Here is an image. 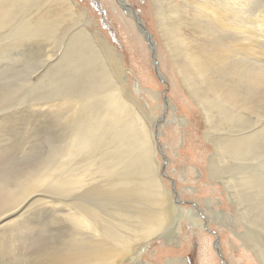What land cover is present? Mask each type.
I'll list each match as a JSON object with an SVG mask.
<instances>
[{"label":"bare ground","instance_id":"bare-ground-1","mask_svg":"<svg viewBox=\"0 0 264 264\" xmlns=\"http://www.w3.org/2000/svg\"><path fill=\"white\" fill-rule=\"evenodd\" d=\"M28 1L0 0V39L7 36L16 41L35 35L51 38L59 28V24L64 22L62 18L58 22L61 15L65 20L76 15L78 19H84L87 24L92 21L88 10L78 9V4L74 0H49L53 3H46L37 10L31 9ZM106 2L112 7L115 0H106ZM237 2V0H149V8L152 12V15H149L152 16L160 39L170 53L180 83L200 109L206 124V136H209L208 130L214 127L225 134L222 141L213 144L214 154L209 159L210 176L221 180L235 211L246 222V232L238 233L239 236H243V239L240 237L243 244L254 253L259 264H264L263 240L262 243L256 244L253 240L254 234L248 233L251 224L259 223L263 228L260 229L263 231L261 237H264V214H260L264 211V138L260 135L264 127L261 129L257 127L264 118V52H262L264 50L259 52L253 43L245 45L247 41L245 44L241 42L244 45L237 44V41H220L218 36L224 30L236 32L245 29V26H241L236 20L240 8ZM226 5L233 6V10L231 12L226 10ZM128 6L126 2L125 14L132 12ZM138 19L137 24L142 25V20ZM138 30L142 32L139 28ZM93 33L89 36L87 30L81 29L78 33H70L68 40L71 51L81 54L77 58L84 62L83 66H88L91 68L89 71L96 74V82L85 92V96L76 99V95H72L68 98L71 113L73 111L74 115L82 114V119L75 118L77 120L75 125L73 124L75 131L70 136L69 143L54 155L46 156L41 161V166L36 164L40 167L37 171L29 173L30 175L15 184L8 185L9 187L4 189L7 194L2 192L3 188L0 190V202L5 207H10L11 211L4 216L3 221L10 222V219L15 217L12 220L14 222L25 210L34 208V204L43 201V194L36 193L33 197L35 192L40 193V189L50 188L63 194L75 189L79 190V187L89 185L94 180L92 189H89V196H93V205L88 202V205L78 206L72 214L74 218L72 234L73 231L76 232L75 246L71 244L66 252L53 253L47 258L41 254L39 264H132L136 263L135 261L141 263L142 245L157 237L159 233L163 234L167 242L173 241V238L180 233L176 224L178 220L184 218L185 210L177 207L170 196L172 194H169L170 191L162 181V176L166 175L163 171L160 172L161 166L156 157L155 141L147 130V126L154 118L150 117L151 120H146L135 100L121 92L118 79L122 77V63L111 46L100 40H93ZM146 36L149 38L148 34ZM206 42H209L207 47ZM241 46L244 47L243 51ZM239 49L242 52H239ZM104 52L108 53V58ZM72 57L74 58V55ZM71 63L66 62L69 65ZM54 83L56 85V82ZM212 111L218 116L214 122ZM216 123H219L218 126ZM69 124L68 127H72ZM29 127L32 128L31 125ZM225 132L229 133L228 136ZM69 133L70 131L68 135ZM93 146L96 147L94 153L91 151ZM218 158L227 165L226 168L214 169L213 162L216 164ZM229 163L232 165H228ZM217 164L219 169L222 163ZM97 178L102 180H95ZM16 179L17 176L8 178L5 174H0V185ZM18 186L21 187L20 191L13 195L15 191H11ZM8 194L11 196L9 197ZM112 194L114 197H111ZM8 198L13 199L9 201ZM207 200L209 203V199ZM245 201L257 210L253 216H249L248 211L241 208ZM212 213L219 218L218 212L212 211ZM196 217L191 223L196 227L201 226V221ZM175 232L172 237L171 234ZM55 249L52 252L59 251ZM33 251L35 252L34 249ZM185 263L182 258L168 259L164 262V264Z\"/></svg>","mask_w":264,"mask_h":264},{"label":"rangeland","instance_id":"rangeland-1","mask_svg":"<svg viewBox=\"0 0 264 264\" xmlns=\"http://www.w3.org/2000/svg\"><path fill=\"white\" fill-rule=\"evenodd\" d=\"M74 1L77 2L78 9L88 10L92 19L89 24L82 18L78 19L76 15L68 20H65L61 15L58 22L62 19L64 22L59 24V28L51 38L45 35H35L28 39L22 38L23 41H30L29 44H27L28 41H24L26 43L22 39L14 41L15 39L7 36V39H0V161H2V163L0 162L2 168L0 174H5L8 178L17 176L16 181L3 182L0 185V190L3 188L2 192L7 194L4 189L9 187L8 185L17 183L23 177L30 175L29 173H34L40 168L36 164L40 165L46 156L54 155L59 149L65 147L75 131L74 123L77 121L75 118L82 119L81 113H78L79 115H74L73 111L71 113V104L67 101L72 95H76V99L85 96V92L90 90L96 82V74L90 72L91 68L88 66H83L84 62L82 63V60L77 58L81 54L71 51L72 48H70L68 40L70 33H78L84 29V31H88L89 36L94 32V41L100 40L113 48V52L122 63V77L118 76L121 78L118 79L121 92L135 100L146 120H151L150 117L154 118L147 126V130L150 131L155 141L156 157H158L157 160L162 168H160V172L163 171L166 175L162 176V181L170 191L169 194L173 195L170 196L177 207L185 210L184 218L178 220L180 223L177 222V224L179 223V225L176 224L180 232L179 236L177 235L173 241L167 242L163 238V234L159 233L157 237L143 244L142 249L140 248L141 263L135 261L136 263L132 264H164L168 259L177 258L184 259L185 264H259L254 253L243 244V236H239L246 232V222L235 211L221 180L210 176L209 159L214 154L213 144L222 141L225 134L214 127L207 132L210 137L206 136V124L200 109L180 83L170 53L160 39L157 26L154 25L149 0H115L112 7L108 6L106 0ZM237 1L240 4L238 10L240 13L237 12L236 20L238 24L245 26L246 31L245 29L236 32L224 30L218 35L220 41H237L239 45H244L247 41L245 45L253 43L256 50H264V22L262 24L264 21V14H262V12L264 13V0ZM49 2L53 3L49 0H29L28 4L31 9L37 10ZM126 2L133 13L125 14ZM225 8L231 12L234 7L226 5ZM138 18L142 20L145 34L138 30V28L142 30L140 24H137ZM259 22L262 25H259ZM147 34L149 38H147ZM63 36L65 37L62 38ZM208 45L209 42H206L205 46ZM24 48L25 51H23ZM243 49L244 47L241 46L242 51ZM238 51L242 52L240 49ZM104 53L108 58V53ZM71 55H74V58ZM21 56L24 58H20ZM257 58L261 60L258 55ZM18 61L20 62L18 63ZM66 62L72 63L69 65ZM57 81L59 82L57 83ZM64 103L67 104L63 105ZM211 115L213 116L212 121H216L218 116L213 111ZM68 124L72 127H68ZM218 124L216 123L217 126ZM27 125H31L32 128ZM252 126L254 127V123ZM28 127L30 128L29 133ZM257 127L260 129L264 127V118L257 124ZM68 131H70L69 135ZM263 131L260 135L264 138ZM227 134L229 133L227 132ZM35 135L36 137H33ZM91 151L96 152V147L93 146ZM78 160H80L79 157ZM10 161L11 163H8ZM219 162L222 163L220 164L221 168L217 169L216 164L219 165ZM230 163L228 165H232ZM216 164L213 162L216 170L227 166L220 158L217 159ZM4 166L5 168H3ZM222 175L224 176V174ZM92 182L94 180L89 185L79 187V190L75 189L63 194L50 188L40 189V193L35 192L33 197L36 193L43 194V201L34 204V208L30 207L25 210L14 222L12 220L15 217L10 219V222L3 221L4 216L11 211L10 207H5L0 202V264H30L32 262V264H39L41 254L47 258L53 253L66 252L71 244L75 246L76 232L73 231L72 234V224H74L72 214L78 206L88 205V202L93 205V196H89ZM239 187L238 189H240ZM20 188L16 187L11 191H15L12 194L16 195ZM8 196L10 197L11 194ZM111 197H114V194ZM8 199L11 201L13 198ZM207 199H209V203ZM247 202L242 203L241 208H245L248 215L253 216L257 210ZM212 211L218 212L219 218ZM260 214L263 215L264 211ZM195 217L199 218L201 226L196 227L191 223ZM188 224L190 225L188 226ZM260 229L263 228L259 223L251 224L248 228V233L254 234L253 240L256 244L262 243V240L264 242V237H261L263 231ZM35 231L36 233H34ZM68 232L72 237L68 235ZM25 234H27L26 237ZM175 234L176 232L172 233V237ZM54 248L59 251L52 252ZM31 259L34 261L37 259V261L34 262Z\"/></svg>","mask_w":264,"mask_h":264},{"label":"water","instance_id":"water-1","mask_svg":"<svg viewBox=\"0 0 264 264\" xmlns=\"http://www.w3.org/2000/svg\"><path fill=\"white\" fill-rule=\"evenodd\" d=\"M140 27L142 29L143 34H145V31H144L143 26L141 24H140ZM218 256H220L219 253H218Z\"/></svg>","mask_w":264,"mask_h":264}]
</instances>
